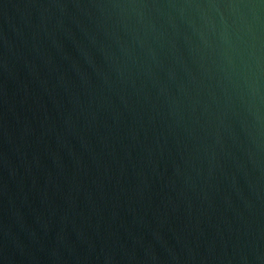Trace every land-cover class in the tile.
Masks as SVG:
<instances>
[{"label": "water", "instance_id": "obj_1", "mask_svg": "<svg viewBox=\"0 0 264 264\" xmlns=\"http://www.w3.org/2000/svg\"><path fill=\"white\" fill-rule=\"evenodd\" d=\"M0 264H264V0H0Z\"/></svg>", "mask_w": 264, "mask_h": 264}]
</instances>
